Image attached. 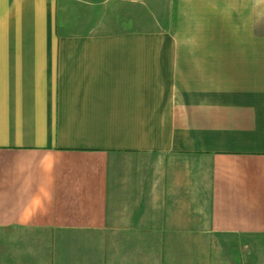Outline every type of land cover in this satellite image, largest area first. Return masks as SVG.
I'll list each match as a JSON object with an SVG mask.
<instances>
[{"label":"crops","instance_id":"0c3cea01","mask_svg":"<svg viewBox=\"0 0 264 264\" xmlns=\"http://www.w3.org/2000/svg\"><path fill=\"white\" fill-rule=\"evenodd\" d=\"M0 228L264 233V0H0Z\"/></svg>","mask_w":264,"mask_h":264},{"label":"rangeland","instance_id":"374dc122","mask_svg":"<svg viewBox=\"0 0 264 264\" xmlns=\"http://www.w3.org/2000/svg\"><path fill=\"white\" fill-rule=\"evenodd\" d=\"M73 237L79 239L58 236L54 241L44 234L0 228V264H264V233L219 232L189 241Z\"/></svg>","mask_w":264,"mask_h":264}]
</instances>
